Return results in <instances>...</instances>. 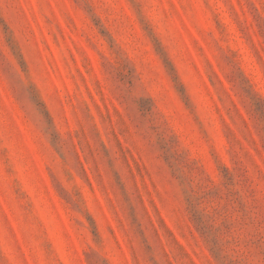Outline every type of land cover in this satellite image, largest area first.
<instances>
[{
	"label": "rangeland",
	"instance_id": "rangeland-1",
	"mask_svg": "<svg viewBox=\"0 0 264 264\" xmlns=\"http://www.w3.org/2000/svg\"><path fill=\"white\" fill-rule=\"evenodd\" d=\"M0 264H264V0H0Z\"/></svg>",
	"mask_w": 264,
	"mask_h": 264
}]
</instances>
